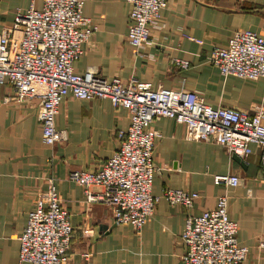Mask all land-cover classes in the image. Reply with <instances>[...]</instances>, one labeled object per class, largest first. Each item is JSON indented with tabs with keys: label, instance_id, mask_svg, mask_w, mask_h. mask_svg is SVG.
<instances>
[{
	"label": "crops",
	"instance_id": "1",
	"mask_svg": "<svg viewBox=\"0 0 264 264\" xmlns=\"http://www.w3.org/2000/svg\"><path fill=\"white\" fill-rule=\"evenodd\" d=\"M30 3L0 0V31L13 22L18 8ZM34 3L39 7L41 0ZM130 9L127 0H83L82 13L96 28L73 62L75 72L93 69L107 79L135 78L153 87L194 90L214 107L264 108L263 77H224L208 59L213 47L227 45L235 30L264 35V0H168L152 28V44L142 46L138 55L126 37ZM176 59L189 65L181 67ZM14 94L8 81L0 84V264H27L18 260V237L38 194L51 181L73 226L64 264H182L186 215L213 208L221 194L227 196L229 217L238 222V243L248 247L242 264H264V245L259 246L264 243V180L256 145L238 161L216 142L188 138L185 124L156 118L152 158L159 171L152 178V193L171 187L199 196L190 208L160 199L151 219L136 232L129 224L114 223L111 205L86 200L82 186L69 178L72 170L100 168L113 154L118 130L129 125L128 111L114 108L108 98L67 95L55 116V126L65 129L67 138L50 147L37 120L38 99L19 101ZM216 174L237 175L240 182L216 184ZM99 189L91 186L94 192Z\"/></svg>",
	"mask_w": 264,
	"mask_h": 264
},
{
	"label": "built area",
	"instance_id": "2",
	"mask_svg": "<svg viewBox=\"0 0 264 264\" xmlns=\"http://www.w3.org/2000/svg\"><path fill=\"white\" fill-rule=\"evenodd\" d=\"M130 20L127 41L134 55L152 44L151 31L158 24L168 0H127ZM83 0H34L15 11L13 22L0 31V84L8 81L14 98L38 99L37 120L43 141L53 147L67 138L55 126L59 105L67 95L80 99L108 98L114 108H125L129 125L118 130V148L96 170H72L69 178L81 185L88 201L111 205L116 224H129L140 232L152 217L160 199L190 208L196 191L164 187L153 194L151 182L159 171L153 162L158 131L151 128L160 117H170L186 126V135L222 145L230 154L246 158L252 145L259 148L264 180V108L254 112L234 106H212L194 90L152 86L150 81L131 78L107 79L93 69L74 71L73 62L83 52L82 44L96 26L82 13ZM209 62L222 76L264 78V35L238 29L227 45L214 46ZM176 62L187 67V60ZM216 184L236 186L233 174L214 175ZM98 185L96 192L91 186ZM227 196L217 197L213 208L198 215L187 214L180 240L185 247L182 264H242L248 247L237 240L238 222L228 215ZM73 226L62 206L53 181L40 192L18 239V260L27 264H64L71 245ZM264 243L260 242L259 246ZM90 253H85L89 258Z\"/></svg>",
	"mask_w": 264,
	"mask_h": 264
},
{
	"label": "water",
	"instance_id": "3",
	"mask_svg": "<svg viewBox=\"0 0 264 264\" xmlns=\"http://www.w3.org/2000/svg\"><path fill=\"white\" fill-rule=\"evenodd\" d=\"M232 155H233V157H234L236 160H238V161H241V160H242L238 155H235V154H232Z\"/></svg>",
	"mask_w": 264,
	"mask_h": 264
}]
</instances>
